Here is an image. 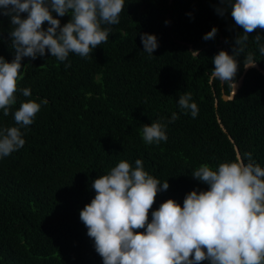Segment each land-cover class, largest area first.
Segmentation results:
<instances>
[{
    "label": "trees",
    "instance_id": "1",
    "mask_svg": "<svg viewBox=\"0 0 264 264\" xmlns=\"http://www.w3.org/2000/svg\"><path fill=\"white\" fill-rule=\"evenodd\" d=\"M52 15L61 26L71 19ZM119 19L88 57L70 53L60 62L46 50L35 60L22 58L18 89L29 88L31 96L18 90L9 115L0 109V127L17 126L14 112L22 102L47 104L21 128L24 146L0 158V264H103L79 213L95 196L93 181L121 160L135 167L141 159L145 171L169 184L157 193L149 222L167 199L182 207L187 193L206 191L192 172L234 160V145L264 168V56L255 43L257 34L264 43V29L248 34L245 53L236 58L235 81L248 52L258 68H249L232 94L227 84L208 82L213 57L220 50L231 55L243 33L229 0H125ZM213 27L215 37L203 39ZM12 28L10 17L0 15V56L7 62L15 55ZM142 33L157 37L153 57L144 52ZM185 92L198 105L196 118L178 106ZM174 112L178 119L167 123ZM161 118L167 141L146 144L143 125Z\"/></svg>",
    "mask_w": 264,
    "mask_h": 264
},
{
    "label": "clouds",
    "instance_id": "2",
    "mask_svg": "<svg viewBox=\"0 0 264 264\" xmlns=\"http://www.w3.org/2000/svg\"><path fill=\"white\" fill-rule=\"evenodd\" d=\"M231 16L243 29L236 38L232 54L220 50L213 57L214 69L209 84H227L235 94L237 57L245 53L249 33L264 29V0H229ZM125 0H0V15L9 16L13 28L9 32L14 58L7 62L0 56V109L9 115L16 103V92L31 96L29 88L18 89L22 80V58L35 60L46 50L58 61L68 60L70 53L88 57L97 46L106 43L110 25L120 22ZM66 14L71 19L61 26L54 18ZM26 13V18H21ZM223 14V13H221ZM48 23L46 30L42 28ZM167 23V21H166ZM104 25V27H102ZM217 29L203 36L213 39ZM125 35H127L125 33ZM144 52L152 56L158 47L154 34L140 35ZM255 36L259 53L264 56V43ZM198 56V51H194ZM245 69L255 67L252 52L244 55ZM42 66V65H41ZM70 62L65 67H70ZM39 99V98H37ZM178 106L192 118L199 113L191 92L179 96ZM47 100L22 102L14 112L15 125L0 127V158L7 157L25 144L24 133L33 123L41 105ZM178 119L172 113L167 123ZM167 123L163 119L143 125L142 139L151 145L167 141ZM208 185L206 191L192 190L181 207L167 199L148 215L158 192L169 188L144 170L141 159L133 167L121 160L106 175L92 183L95 196L79 213L94 241L95 251L103 264H264V168L255 163L251 153L235 156L213 170L201 164L191 174ZM140 229H144L140 232Z\"/></svg>",
    "mask_w": 264,
    "mask_h": 264
},
{
    "label": "water",
    "instance_id": "3",
    "mask_svg": "<svg viewBox=\"0 0 264 264\" xmlns=\"http://www.w3.org/2000/svg\"><path fill=\"white\" fill-rule=\"evenodd\" d=\"M255 67L258 68L257 63H256V65H255ZM250 68H251V67H250ZM248 69H249V68L245 69V68L243 67L242 74H241L239 80L236 81L235 92L237 91L238 87L240 86L241 82L243 81L244 75H245V73H246V71H247ZM261 71H262V73H264L263 70H261ZM231 93L233 94L232 91H231ZM222 98H223L224 100H227V99H230L231 96H230V95H225V94H224V95L222 96ZM215 105H217V100H215ZM221 127H222V129L226 132V129L224 128V126H223L222 124H221ZM228 137L231 139V141H233V139L231 138L230 135H228ZM234 148H235V151H236V156H237V155H240L239 150H238V147H237L236 145H234Z\"/></svg>",
    "mask_w": 264,
    "mask_h": 264
}]
</instances>
